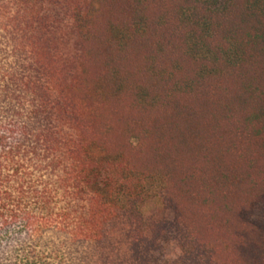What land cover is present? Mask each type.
Returning <instances> with one entry per match:
<instances>
[{"label": "trees", "instance_id": "obj_1", "mask_svg": "<svg viewBox=\"0 0 264 264\" xmlns=\"http://www.w3.org/2000/svg\"><path fill=\"white\" fill-rule=\"evenodd\" d=\"M0 264H264V0H0Z\"/></svg>", "mask_w": 264, "mask_h": 264}, {"label": "rangeland", "instance_id": "obj_2", "mask_svg": "<svg viewBox=\"0 0 264 264\" xmlns=\"http://www.w3.org/2000/svg\"><path fill=\"white\" fill-rule=\"evenodd\" d=\"M158 192V184L156 183H149L148 185V188H147V196H148V199L145 203V206H144V211L147 212V210H151L155 207H157V197H156V194Z\"/></svg>", "mask_w": 264, "mask_h": 264}]
</instances>
